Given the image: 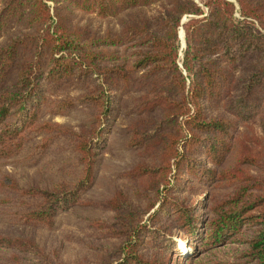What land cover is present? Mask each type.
I'll use <instances>...</instances> for the list:
<instances>
[{"label": "trees", "instance_id": "1", "mask_svg": "<svg viewBox=\"0 0 264 264\" xmlns=\"http://www.w3.org/2000/svg\"><path fill=\"white\" fill-rule=\"evenodd\" d=\"M205 5L207 12L194 0H0V162L19 159L40 137L42 150L68 139L77 158L65 164L70 180L50 187L0 175L12 224L52 231L61 212L81 204L96 181L95 149L109 133L118 92H131L136 119L125 146L141 160L119 176L144 186L97 203L113 214L98 230L120 241L105 264H206L198 257L226 243L245 247L243 264H264V161L238 156L239 165L260 169L258 177L222 169L242 124L256 123L264 138V0ZM81 15L107 26L82 24ZM70 86L88 91L50 94ZM77 108L93 110L78 132L47 119ZM227 181L233 191L208 208L181 196L185 184ZM173 231L192 251L188 260ZM147 240L159 242L161 257L150 256ZM0 248L17 252L19 263L40 247L34 237L0 236Z\"/></svg>", "mask_w": 264, "mask_h": 264}, {"label": "rangeland", "instance_id": "2", "mask_svg": "<svg viewBox=\"0 0 264 264\" xmlns=\"http://www.w3.org/2000/svg\"><path fill=\"white\" fill-rule=\"evenodd\" d=\"M194 1L201 6L204 12H207L205 5L207 0ZM79 18L82 24L90 23L92 27H104L108 23L90 15H81ZM189 19L190 17H185L184 23ZM180 38V58L182 60V51L185 49L183 29L180 30ZM87 91L86 88L70 86L56 88L50 94L57 99H72L84 95ZM118 95V107L113 116L109 133L105 139H100L99 145L95 149L98 153L95 184L90 191L85 193L80 201L81 204L70 207L57 216V224L54 230H35L12 224L11 214L15 211L14 205L8 204L4 208L0 204V236L34 237L40 247L37 255L20 254L21 260L19 263H16L17 259L15 258L18 254L17 252L0 248V264H105V259L110 255L112 248L120 243L117 239L103 236L98 230L97 222H110L113 214L97 203L104 199L106 195L117 190L131 193L133 188L140 189L144 184L141 186L139 183L135 184V186L130 185L119 176L121 171L130 168L141 160V154L128 150L125 146V142L128 139V129L136 119L132 104L137 96L131 92H118ZM222 110L220 107L217 112ZM92 113L93 110L91 108H77L65 116H54L47 119L53 124H59L74 132H78L81 125H84ZM237 137V148L230 155L222 169L238 168V170H242L253 177L260 176V169L251 165L238 164V161H240L238 156L244 151H248L255 158L264 161V138L257 124L253 122L242 124ZM39 140H41V137L38 140L29 142L27 150L19 159L7 163L0 162V175L9 174L22 186L34 184L39 187H50L63 179L70 180L69 168L65 167V164L68 167H74L77 158L71 150L69 140H60L47 150L37 147ZM234 173L237 172L234 171ZM231 182L233 181H227V183L219 182L213 187L199 184L200 188L198 189L196 187L197 182L194 187H191V184H185L181 196L185 200L187 198L190 204L208 208L225 199L233 191L235 185L232 186ZM8 196L10 195L7 194L6 196V193L0 192V200ZM163 221L169 222L170 218ZM151 227L153 230H158L153 224H151ZM158 231L161 232V230ZM171 233V240H174L179 248V242L184 240L183 234L178 231ZM148 241L146 242L148 243ZM147 243L146 250H151L149 251L150 256L161 257L159 253L155 254L158 251L156 249L159 247V242ZM182 244L180 242V245ZM182 246H184V250L181 253L186 256L185 260H188L189 257L187 258V255H190L192 251L185 242ZM211 249L212 251L202 254L200 258L198 257L197 261H202L206 264L214 262L243 264L245 262L242 258L245 247L242 245L226 243L224 246L212 247Z\"/></svg>", "mask_w": 264, "mask_h": 264}, {"label": "bare ground", "instance_id": "3", "mask_svg": "<svg viewBox=\"0 0 264 264\" xmlns=\"http://www.w3.org/2000/svg\"><path fill=\"white\" fill-rule=\"evenodd\" d=\"M183 245V244H182ZM180 245V250L182 252V250H184V246Z\"/></svg>", "mask_w": 264, "mask_h": 264}]
</instances>
